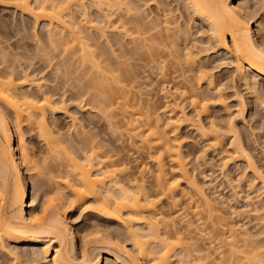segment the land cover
I'll return each instance as SVG.
<instances>
[{"label":"bare ground","instance_id":"1","mask_svg":"<svg viewBox=\"0 0 264 264\" xmlns=\"http://www.w3.org/2000/svg\"><path fill=\"white\" fill-rule=\"evenodd\" d=\"M0 5L34 18L38 42L36 51L22 42L30 35L25 20L16 36L8 25L4 36L0 33V264H264V148L255 152L256 127L247 119L250 110L259 114L256 104L264 110V0L254 5L252 0H0ZM43 20L44 38L36 27ZM110 32L117 36L110 38ZM119 49L130 59L140 54L142 78L161 85L162 102L144 97L141 83L140 94L137 84L128 88L126 62L109 60L122 54ZM40 62L61 75L82 68V80L74 86L66 79L72 90L66 81L60 83L64 88L49 85L53 79L41 73ZM222 65L228 76L214 71ZM113 82L124 85L114 89ZM231 95L236 104L227 102ZM73 106L98 110L111 133L126 125L143 155L137 149L139 155L128 158L119 138L117 144L107 137L98 122L89 125L99 129L88 128ZM128 106L137 108L129 117ZM216 106L229 112L225 119L212 116ZM117 109L122 123L115 119ZM58 113L70 116L75 134L61 130ZM185 127L200 148L188 146ZM29 132L45 142L43 163L28 144ZM209 153L217 157L230 196L217 193L220 184L211 173H203V180L197 176ZM242 161L244 170L234 178L232 166L238 169ZM41 169L51 174L46 183L37 181ZM243 180L249 185L245 195ZM239 197L245 203L229 204L228 211L226 202ZM183 202L193 203L196 220L175 210ZM77 205L93 214L88 219L99 216L107 226L83 233L76 216L63 211ZM245 211L258 219L256 232L234 220ZM205 222L212 227L217 222L216 232L201 226ZM196 230L208 244H200ZM220 236L230 254L216 245Z\"/></svg>","mask_w":264,"mask_h":264},{"label":"rangeland","instance_id":"2","mask_svg":"<svg viewBox=\"0 0 264 264\" xmlns=\"http://www.w3.org/2000/svg\"><path fill=\"white\" fill-rule=\"evenodd\" d=\"M259 0H252V5H254V4H256L257 2H258ZM23 13L19 10H17V9H15V8H13V7H6V6H1L0 5V30H1V34L3 33V30L4 29H6L7 28V25H8V28L7 29H10L11 28V30H12V32L14 31V36H16V31H17V27H21L22 28V22H23V20H25L26 22H28L29 23V25H28V31H27V33L29 34L30 33V35H29V39H25V41H22V42H27L26 44L28 45V46H30L31 48H32V50L33 51H36V49L38 48V46H37V40H35V37L33 36V27H35V24H37V23H35L34 21L35 20H33L34 18H31V17H29L28 15H26V14H23ZM14 21V22H13ZM22 21V22H21ZM31 21V22H30ZM12 23L15 25H12ZM18 23V24H17ZM21 25H20V24ZM32 23V24H31ZM35 23V24H34ZM43 24H45V21L43 20L41 23H39V25H37L36 27H38L39 26V30H38V32L40 33V35L41 36H43V38H44V35L46 34V27H43ZM257 24V23H256ZM5 25V27L6 28H4L3 26ZM11 25H12V27H11ZM31 27H32V29H31ZM19 29V28H18ZM34 30H35V28H34ZM114 34V35H113ZM108 35H110V38H112V37H116L117 36V34L115 35V33H113V32H110V33H108ZM3 36H4V33H3ZM30 36H32V38H30ZM112 36V37H111ZM1 37H2V35H1ZM16 38H18V36L17 37H13L12 39H10V42H12V43H14V42H16L17 41V39ZM29 40V41H28ZM127 41H128V39H127ZM130 41V40H129ZM129 41L127 42V45L130 47L131 46V44L129 45ZM43 42L45 43L46 42V40L45 39H43ZM43 42H41V43H43ZM29 43V44H28ZM48 45V47H49V44L48 43H45V45ZM35 45H36V47H35ZM44 45V46H45ZM46 45V46H47ZM133 45V44H132ZM43 46V45H42ZM45 46V47H46ZM51 47V46H50ZM62 47V46H61ZM61 47H59L60 49H61ZM118 46H115V48H117ZM63 48V47H62ZM30 49V48H29ZM62 50V49H61ZM60 50V51H61ZM57 51L58 52H60L58 49H57ZM121 50L119 49L118 50V54L119 53H122V54H119L118 55V57H115V56H112V55H110V59L109 60H112L113 58H115V61L116 60H120V61H122V62H126V64H125V62H124V64H125V66H123V68H122V70L124 69V71L126 72V70H127V72H129L130 73V75L131 76H128V78H130V77H132L131 79H127L128 80V82H127V80H125V78L123 79L124 80V83H126V85L128 84V88H130V86L131 85H136V88L134 89L135 90V92H137V94L140 92V90L138 91L137 90V88L139 89V87H140V83H141V87H142V93H143V96L144 97H146V98H149L152 102H156V103H158V102H162V100H163V94H164V91L161 89V85H159V83L156 81H152L151 79H147V78H142V71H140L141 70V68H140V58H139V56H140V54L138 55V54H135V55H137V56H135L134 57V55H132L131 56V59L128 57V56H126V54L125 55H123L124 54V52H120ZM57 52V53H58ZM62 52V51H61ZM121 55H123L124 56V58H123V56L121 57ZM130 56V55H129ZM59 58H60V56H59ZM123 58V59H122ZM39 60L40 61H42L39 57H36V58H34V61L36 62V64H35V66H39V64L37 65V63L39 62ZM44 60V59H43ZM56 60V59H55ZM54 60V61H55ZM114 60V59H113ZM127 60V61H126ZM44 62V61H43ZM75 62H77V61H75ZM119 61H117V63H118ZM41 63L42 62H40V65H41ZM49 63V62H48ZM47 62L44 64V63H42V65L40 66V68H42V71H41V73H43V71L45 72V73H47V74H49V75H47V78L48 79H53V80H48L47 81V83L50 85H53V84H56V83H59L58 85L59 86H61V87H63L64 88V86H62L61 84H63V82L64 81H66L67 82V80L69 79V77H70V79L68 80L69 82H74L73 84H74V86L78 83V81H80L81 82V71H80V69H82V68H78V70L80 71H74L75 69H73V71L75 72V74H73L74 72L72 71L71 72V69H72V67L70 68V72H69V74L71 75H64V74H62V75H64L63 77H62V75H61V71L59 72L57 69H53V66H50L49 64H48ZM215 65L218 63V61H216V63L215 62H213ZM47 64H48V66H47ZM80 64V63H79ZM78 64V65H79ZM213 64V65H214ZM120 65H122V64H120ZM214 65V66H215ZM73 66H77V65H75V63H74V65ZM49 67V68H48ZM77 67H79V66H77ZM122 67V66H121ZM44 68V69H43ZM74 68V67H73ZM224 68V69H223ZM129 69H131V70H129ZM221 70V71H220ZM226 70V71H225ZM214 71H216L217 73H219V72H221L222 74H224L225 76H228L229 74H228V72H227V69H226V67H224V65H222L221 67H218V68H216ZM59 72V73H58ZM119 72L120 73H122L123 71H120L119 70ZM125 72H123V73H125ZM45 73H43V74H45ZM55 73V74H54ZM58 73V74H57ZM77 73V74H76ZM78 74H80V76L78 75ZM127 74V73H126ZM228 74V75H227ZM59 75V76H58ZM129 75V74H128ZM140 75H141V77H140ZM79 76V77H78ZM66 77V78H65ZM126 77V76H125ZM58 78V79H57ZM67 79V80H66ZM73 79V80H72ZM78 79V81H76ZM81 79V80H80ZM133 80H134V82H133ZM50 81V82H49ZM61 81H63V82H61ZM83 81H85L84 79H83ZM126 81V82H125ZM69 82H67L68 84H67V86H65L66 88H69L70 86V84H69ZM123 82V81H122ZM61 83V84H60ZM76 83V84H75ZM133 83V84H132ZM78 84H80V83H78ZM167 84V83H166ZM63 85H66L65 84V82H64V84ZM112 85H113V88L114 89H116L115 87H117L118 88V85H124V84H122V83H120V84H118V83H112ZM71 86H73V85H71ZM111 86V85H110ZM205 86V85H204ZM111 88V87H110ZM70 89H71V87H70ZM72 90V89H71ZM71 90H69V92L71 93ZM232 90L233 89H227V93H233L232 92ZM246 92V91H245ZM229 93V94H230ZM140 94V93H139ZM246 96H248V94L246 93ZM227 102L228 103H230V104H236V100H235V97L234 96H230V98H228L227 99ZM134 107V106H133ZM133 107L132 106H128L127 107V109H128V112H127V114H128V116L127 117H129L130 115H131V112L132 113H134V111L135 110H137V108H136V106L134 107L135 109H133ZM235 107H232V108H230V110H232V109H234ZM255 108H257V110H258V112H259V114L257 115V113H255L256 112V110H253V111H249V113H248V115H247V119L249 120L248 122H249V124L250 125H253V126H255L256 128L254 129V132H255V134L256 135H254L255 136V138H257V140H258V142L257 143H255V141L254 140H251V142H253L252 144L256 147V150H255V152L256 153H258V154H261V151H262V149L261 148H264V125H261V127H260V125H259V122L258 121H262V120H264V110L261 108V106H260V104H258V106H257V104L255 105ZM254 108V109H255ZM77 111V116L82 120L81 122H83L84 124L86 123L87 124V127L89 128V127H91V126H96L95 128H94V130H97L96 128H98V125H95V123L93 124V123H91L90 125H89V122L90 121H94V122H98V124L99 125H102V126H104L105 128H106V131L109 133L108 135H107V137H110V138H112L117 144H119L120 146H124V147H127V148H124L125 149V151H123V154H125V155H127V157L128 158H130V159H132V160H134L135 158H133V157H135V156H138L139 155V152H138V150H140V152L143 150V148H142V145H141V143L137 140V141H133V143H131V141H132V139L130 138V137H128L129 135H127L128 133L127 132H125V131H127V129H126V125L125 126H123L118 132H120L121 130V132H122V137H121V135H119V133L118 132H116V133H111V131L107 128V126H105V123L107 124V122H105V121H103V118H102V116H100V112H98V110H95V111H91V110H89V111H84V110H81V109H79V108H77L76 106H73V107H71V111ZM97 112V113H96ZM115 112H117V113H115ZM136 112V111H135ZM114 113L116 114V117H115V119H117V117L119 118V123H122V122H120L121 120H122V111H120V109L118 110H115L114 111ZM210 113H212V116L215 118V119H218V120H221V119H225L226 117H227V115H228V111L227 110H225V109H223L221 106H216V107H213V109L210 111ZM255 113V114H254ZM92 114V115H91ZM96 114H98V115H96ZM263 114V115H262ZM117 115H119V116H117ZM254 115L255 116H257V117H254ZM57 116L59 117V121H58V125H60L61 127V130L65 133V134H69V133H71V131H72V133L73 134H75V128H74V126H73V122H72V120H71V118H70V116L68 115L67 116V114H65V113H58L57 114ZM98 116V117H97ZM91 117V118H90ZM94 117V118H93ZM96 117V118H95ZM102 118V119H101ZM255 118V119H254ZM91 119V120H90ZM257 119H258V121H257ZM261 119V120H260ZM100 120V121H99ZM126 120V119H125ZM256 122V123H255ZM258 123V124H257ZM242 125H244V124H242ZM80 127V126H79ZM79 127H77V128H79ZM129 126H127V128H128ZM243 128H244V130H247L246 132H249V133H252V131H253V129L252 130H249V128L248 127H246L245 125L244 126H242ZM246 127V128H245ZM258 127V128H257ZM263 127V128H262ZM72 128V129H71ZM80 129V128H79ZM99 129V128H98ZM120 132V133H121ZM183 132H184V134L185 135H188V140H190L189 142H188V146L189 147H191V148H200L201 147V144L200 143H197V142H194V141H192L191 140V137H193V135H194V133H193V131H191V130H189L188 128H184L183 129ZM191 136V137H190ZM123 137H125V139H123ZM130 138V140L128 139V138ZM119 138V139H118ZM121 138L123 139V142L124 143H121L122 142V140H121ZM251 138H253V135L251 136ZM117 139L119 140V143H118V141H117ZM120 140H121V142H120ZM125 140V141H124ZM139 142V143H138ZM262 143V144H261ZM28 144H29V146L33 149V152H36L37 154H36V156H38V157H40L39 159L41 160L40 162H42L43 163V157L44 156H46L47 155V153H44V151H45V149H46V146H45V142L42 140V138L41 137H39L38 135H36V134H34V132H29L28 133ZM121 144H123V145H121ZM258 144V145H257ZM138 145H140V148H138L139 146ZM138 146V147H137ZM138 149V150H137ZM37 150V151H36ZM40 150V151H39ZM42 150V151H41ZM128 152H127V151ZM43 152V153H42ZM142 153V152H141ZM128 154H130L129 156H128ZM137 154V155H136ZM210 154V155H209ZM207 156H206V159L204 160H200V163L202 164L201 165V170L199 169V170H197V176H198V178H200L201 180H203V173L205 174V173H211L212 174V176H211V178L213 179V181L215 182V184L216 185H218V184H220V186L219 187H217V190H218V192L217 193H220L221 195H225V196H230L231 194H232V192H233V190L231 189V186H229V184H228V182L224 179V177H223V175L221 174V170H220V167L218 166V165H216V163L218 162L217 161V157H215V158H211L212 156H213V153H209ZM141 155V154H140ZM142 155H143V153H142ZM145 155V154H144ZM48 156V155H47ZM146 156V155H145ZM37 157V158H38ZM142 158V157H141ZM147 158V159H146ZM144 159H146L145 161H149L148 163L150 164V165H152L153 164V162H152V160L151 159H149L148 158V156H146ZM208 159V160H207ZM141 160V159H140ZM143 160V159H142ZM141 160V161H142ZM140 161V162H141ZM139 162V163H140ZM135 163V161H133L132 162V165H135L134 164ZM261 163L264 165V158H263V160L261 161ZM243 164H245V162L244 161H242V163L240 164V162H239V165H242V166H239L238 167V169H236V166L234 165V166H232V171H231V173H232V176L234 177V178H236V176L238 177V175H239V171H241V170H244V168H242L241 169V167H243ZM238 166V165H237ZM41 170H43L44 171V173L42 172V174H40V178H39V176H38V179H37V181H39L40 180V182H45L47 179H48V176L49 175H51L50 173H49V175L47 176L46 175V173H48L46 170H44V169H41ZM33 171H37V170H33ZM202 171V172H201ZM248 173V174H247ZM246 173V178H247V176H250V177H252L251 176V174H252V172H250V171H248ZM44 174V175H43ZM43 175V176H42ZM46 175V176H45ZM43 177V178H42ZM250 177L249 178H247V180L248 179H250ZM45 178V179H44ZM45 180V181H44ZM36 181V183H40V182H37ZM244 182H242V185H243V188L245 189V191H243V194L245 195L246 193H247V191H246V189L247 188H249V185H248V183H247V181L246 180H243ZM50 185H52L53 187H55L56 185H54L53 184V181L51 180V179H49L48 181H47ZM46 183V182H45ZM31 187V186H30ZM37 187V186H36ZM38 188V187H37ZM36 188V189H37ZM30 189H32V187L30 188ZM249 191L251 190V189H248ZM31 191L32 190H30V193H31ZM38 191H39V189H38ZM37 191V192H38ZM212 191H213V189H212ZM41 191H39V193H40ZM52 193H56L57 194V192L56 191H54V192H52ZM51 193V194H52ZM53 195H55V194H53ZM254 195V194H253ZM30 196H31V194H30ZM40 199H38V205H40L41 204V202H42V200H43V198H41V197H39ZM233 201V200H232ZM232 201H227L226 202V209L229 211V210H231V208H230V205L232 204V203H234V206H237L238 208H240V206L242 205V204H244L245 203V201H244V199L243 198H241V197H239L237 200H236V202L234 201V202H232ZM264 202V201H263ZM184 203V204H183ZM181 205H179L180 207H176V209L175 210H178L179 209V211H177V212H186V217H192L191 219H197L198 217H199V215L198 214H196V212H195V210H194V207H193V203H191V204H186V202H183ZM236 203V204H235ZM230 204V205H229ZM183 205V206H182ZM188 205V206H187ZM229 205V206H228ZM79 205H77L76 207H66L67 209H63V211L65 212V214H66V216L69 214V215H72L73 217L74 216H76V223H77V226L79 227V229H83V230H81V231H83V233H89V234H91V230H92V228H95L96 227V225L98 226H107V225H103L104 223L106 224V222L105 221H103V219L101 218V217H99V216H93V219L91 218V219H88V218H90L89 217V215L90 216H92L93 214H91V213H89V215H87V213H86V211H84V210H81V209H79V207H78ZM182 206V207H181ZM190 206V207H189ZM184 207V208H183ZM166 208H169V207H166ZM180 208H183L182 210H180ZM246 208H248V207H246ZM82 211V212H81ZM243 214L241 215H238V216H235L234 217V220H239V219H241L242 221V223H246L245 225H246V227H248L250 230H252V231H254V232H256L257 230H258V228H259V226H260V224L258 225V219H256V217H255V215L252 213V212H248V211H245V212H242ZM251 213V214H250ZM78 214V215H77ZM79 215H80V217H79ZM84 215V216H83ZM86 216H88V217H86ZM79 217V218H78ZM96 221V223H95V221ZM98 220V221H97ZM78 221V222H77ZM91 221V222H90ZM101 222V224H99ZM202 221H200V223H201ZM218 222V221H217ZM217 222H216V226L218 225L219 226V224H217ZM196 223H199L198 221L196 222ZM207 223V224H206ZM205 224V225H204ZM207 226L208 228H210L212 231L214 230V228H216V226L215 225H213V227H212V222H211V224L209 223V222H205V223H203L201 226ZM210 225V226H209ZM90 226H92V227H90ZM116 227H117V225H115ZM215 226V227H214ZM218 226H217V228H218ZM90 227V229H88ZM198 230V229H197ZM196 230V231H197ZM197 232H199V231H197ZM214 232H216V229L214 230ZM82 233V232H81ZM218 233V232H217ZM88 234V235H89ZM199 234H202V233H198V236H200ZM263 234H264V232H263ZM92 235V234H91ZM91 235H89V236H87L86 238H85V240H89L90 238H91ZM257 238L258 239H260V238H262V236H261V234H258L257 235ZM202 239H204V237H203V235H201L200 236V239H199V242H200V244H202V245H204V244H208V242H209V240L208 239H204V240H202ZM220 239H222V237L220 236L219 238H218V240H216V245H218V246H221L220 248H222V250L224 249L225 251H226V249L228 250V248H229V245L228 244H226V241L224 240V238L222 239V240H220ZM205 241H207V242H205ZM228 247V248H227ZM244 253L245 252H243V253H241V252H238V256L239 255H242V257H244ZM227 254H230L229 253V250H228V252L226 251L225 252V255H227ZM246 254V253H245ZM241 256H240V258H242ZM239 257H238V259H240ZM240 260H242V259H240ZM43 262H46L45 260H43L42 261V263ZM243 262V263H242ZM244 264V260H242V261H240V264ZM110 264H114L113 262H110Z\"/></svg>","mask_w":264,"mask_h":264}]
</instances>
